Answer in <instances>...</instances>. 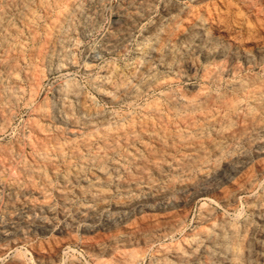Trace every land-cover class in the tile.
Here are the masks:
<instances>
[{
  "label": "bare ground",
  "instance_id": "1",
  "mask_svg": "<svg viewBox=\"0 0 264 264\" xmlns=\"http://www.w3.org/2000/svg\"><path fill=\"white\" fill-rule=\"evenodd\" d=\"M102 1L0 0V132L20 104L35 100L47 74L74 65L78 43L98 26ZM147 1L121 0L111 30L85 49V69L94 52L127 44L150 13ZM194 1L193 10L164 1V14L139 37L145 60L105 62L90 80L109 102L153 89L162 98L104 111L65 76L33 104L17 135L0 138V253L15 239L50 230L60 214L59 236H70L77 221L90 223L83 226L89 249L106 256L99 264H141L166 237L146 264H264L251 222L206 206L196 228L174 240L200 195L229 205L264 171V64L262 76L241 72L264 62V0ZM245 10L255 18L244 19ZM189 77L200 83H179ZM222 79L225 87L215 88ZM246 200L264 236V187ZM106 208L113 214L95 225ZM34 252L39 264L59 256L56 245ZM18 256L4 264H23Z\"/></svg>",
  "mask_w": 264,
  "mask_h": 264
},
{
  "label": "rangeland",
  "instance_id": "2",
  "mask_svg": "<svg viewBox=\"0 0 264 264\" xmlns=\"http://www.w3.org/2000/svg\"><path fill=\"white\" fill-rule=\"evenodd\" d=\"M164 1H170L172 3H177L180 5L182 4V6L189 8V9H192V10L198 6V4L194 0H148L147 2H148V8L150 10V13L146 14L140 21H137V23L134 27L135 29H133L132 34L130 35L129 39L126 42L127 44H125V46L121 50H119V52L114 51V52L109 53V54L94 52V57L96 56L95 62L93 64V66L91 67V69L88 70V69H85V67H83L84 66V64H83L84 53L86 51L85 49L96 44L99 36H101L106 31L111 30V24L117 15V13L115 12L116 8L118 7L117 5H119L121 3V0H103L102 1L103 6H101L102 10H101L100 19L98 20V26L95 27L94 29H92V31H90V33L86 34V36L78 43V45L74 51V54H75L74 55V57H75L74 65L68 66V67H61V68L57 69L56 71H52L51 73L47 74L46 78H44L45 81L43 80V83H42L41 87L39 88L40 92L38 93L35 100H33L31 103H29L28 106L23 105V104L19 105L18 109L16 110L17 112L15 113L9 127H7V129L4 131L6 133L0 132V135H1L0 138L3 140H7V139L12 138L13 136L17 135V133H18L17 131H19V129L22 127L23 123L30 116L33 106L36 103L40 102V100L43 101L44 97L48 96L51 86L53 84L61 81L63 79V77L65 78V76L69 77L71 75L70 78L75 80V82L78 84V86L88 96H90L92 98L93 102L99 108H102L104 111L121 112V111H125L126 109H128L126 111H129L131 109H134L135 107L140 106L141 104L148 102L149 100H151L153 98L154 99L155 98H162V93H160L161 89H153V90L149 91L148 93L141 95V96H139L133 100H118V101H114V102H109L97 90H95L93 88L90 80L92 78H94L93 76L96 77L99 75L100 67L105 62L111 61V63H113L114 65H119L123 62V60L124 61H133L134 59L135 60H137V59L138 60H145L144 55H141L136 50V48L138 46V42L140 40L139 37L144 32V30L147 29V27L149 25H151L153 22H155V20H157L160 16H162L164 14L163 13L164 12V8H163ZM210 1H213V0H210ZM193 6H194V8H193ZM263 7H264V4H263ZM254 12H255L254 10L253 11L252 10L251 11L245 10L243 12L244 19L245 18L246 19L255 18ZM263 13H264V8H263ZM228 20H229L228 22L231 21V15L229 16ZM183 22H184V18L181 17L178 25L182 26ZM243 34L240 37V39L246 40V38L244 37ZM261 36L264 40V32L261 34ZM132 37H134V38H132ZM85 44H86V46H85ZM246 47L251 52H254V50H253L254 46L253 45L248 44V45H246ZM124 48H125V50H124ZM189 48H190V46H188V50H189ZM120 60H122V61H120ZM263 64H264L263 61L261 63H259V61H258L248 68L243 67L241 69V72L243 73L246 71V72H251V73H255L259 76L260 75L262 76L263 73H261L260 68H261V65H263ZM98 68H99V70H98ZM68 70H71V71H68ZM55 80H56V82H55ZM184 82L193 83V84L200 83V81L197 77H189L183 81H180L179 83L181 84ZM81 83H83V85ZM212 87H215V86L212 85ZM224 87H225L224 86V79H222L220 82V85L216 86L215 88L223 89ZM253 162L255 163L256 161H253ZM263 187H264V171H260V172L256 173V181H255V184L253 185V187L251 189H247V190L240 192L238 197H237L236 202L234 201L233 203H231L229 205H225V204L220 203L218 201L216 202L215 197L212 195H200L196 200L191 202L189 204V206L187 207L184 231L176 234L174 236V240L181 238L183 236L182 234L186 233V231L188 232L191 229L196 228L195 224H196V220L198 218L199 209L201 206H206V207L214 210L217 214L225 215V216L227 214H229L227 216L230 217L235 222L241 221L243 219L249 220L252 224V227H253L252 236H253L254 242L256 243L258 241L260 243L261 242L264 243V236H261L262 234H260L261 229H263V224L257 218L258 215L256 214V212L252 211L250 209L248 202L246 200V198L248 196L252 195V193L253 194L259 193ZM2 193L5 196L7 193V190L3 191ZM170 199L174 200L173 197H171ZM202 200L205 202H203ZM198 201L199 202L201 201L200 202L201 204ZM239 209H240V211H238ZM104 214L112 215L113 211L110 208H106L103 211L102 217L100 216L101 217L100 220L97 221L95 223V225H97L98 223L101 222ZM235 214L237 215V217ZM255 215H257V216H255ZM248 217L250 219H248ZM64 223H65V217H63L60 214L59 215L57 214L54 217V222H53L52 228L50 230L46 231L45 233H39L38 232L34 236H29L27 239H21V241H20V239H15L14 241H12L13 243H9L6 246V249L0 253V257H1L0 258V264H4L7 261L13 260L14 257L18 256V254L20 255L18 257L21 258V260L23 261V264H39L37 258H35L36 255L34 252V246H39V248L43 247V249L48 250L51 246L56 245L58 247V255L59 256H57V258H55L54 264H79V263L80 264H99L100 260H103L106 258L105 255L98 257L97 255H95L92 252L91 249H89V245H90V244H88L89 237H88L87 233H85L84 229H85L86 225L87 224L90 225V223L85 222L83 220L77 221V223L72 228L70 236H66V237L59 236L57 234V232L60 229H62V227L64 226ZM83 226H85V227H83ZM169 238L170 237H166L164 239H160L159 241H157L152 246V248H150L148 250V252L145 256V259L143 260V262L141 264H146L149 257H151V254L153 253L154 249L159 244L169 243L170 242ZM60 241H62V242H60ZM59 251L61 254L59 253ZM73 256H74V258H73ZM60 260L62 263H59ZM67 260H69V261H67Z\"/></svg>",
  "mask_w": 264,
  "mask_h": 264
}]
</instances>
